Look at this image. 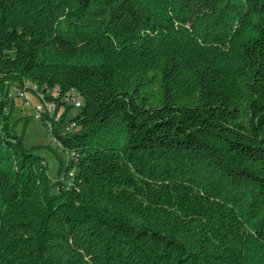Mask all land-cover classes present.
<instances>
[{
	"label": "trees",
	"instance_id": "obj_1",
	"mask_svg": "<svg viewBox=\"0 0 264 264\" xmlns=\"http://www.w3.org/2000/svg\"><path fill=\"white\" fill-rule=\"evenodd\" d=\"M0 264H264V0H0Z\"/></svg>",
	"mask_w": 264,
	"mask_h": 264
},
{
	"label": "rangeland",
	"instance_id": "obj_2",
	"mask_svg": "<svg viewBox=\"0 0 264 264\" xmlns=\"http://www.w3.org/2000/svg\"><path fill=\"white\" fill-rule=\"evenodd\" d=\"M29 86L33 87L32 84ZM23 88V84L19 81L12 84L11 96L15 106L10 115V123L15 134L21 137L24 147L45 160L49 169L51 184L54 185L61 175V166L67 160V154L45 128L43 122L34 117L35 107L40 104L34 91L31 89L28 91L29 105L26 104V100L24 101L18 96L17 89ZM78 112V109H73L70 117L75 116ZM57 116L61 117V114Z\"/></svg>",
	"mask_w": 264,
	"mask_h": 264
},
{
	"label": "built area",
	"instance_id": "obj_3",
	"mask_svg": "<svg viewBox=\"0 0 264 264\" xmlns=\"http://www.w3.org/2000/svg\"><path fill=\"white\" fill-rule=\"evenodd\" d=\"M30 89L32 91H34V87L29 86V83H25L23 89H17L18 96L20 98L24 99V101L26 100V104L27 105H29V100H28V96L27 95H28V91ZM10 95H11V93H10ZM36 95H37V97H38V99L40 101V104L35 107L34 117L40 119L43 114H47L50 117H54L56 115V106L53 103L47 102L44 99L42 94H40V93L37 94L36 93ZM72 101L74 103L75 109L79 110L80 109L79 102L74 101V100H72ZM56 119L59 120V117L57 116ZM75 126H76L75 123L68 124L67 127H66V132H70L73 128H75ZM55 141H56V139H55Z\"/></svg>",
	"mask_w": 264,
	"mask_h": 264
}]
</instances>
